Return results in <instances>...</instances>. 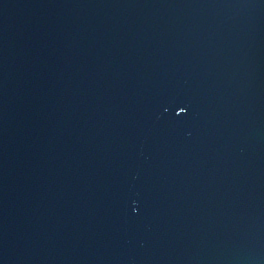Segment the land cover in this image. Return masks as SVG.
<instances>
[{"label": "water", "instance_id": "obj_1", "mask_svg": "<svg viewBox=\"0 0 264 264\" xmlns=\"http://www.w3.org/2000/svg\"><path fill=\"white\" fill-rule=\"evenodd\" d=\"M0 264H264V0H0Z\"/></svg>", "mask_w": 264, "mask_h": 264}]
</instances>
